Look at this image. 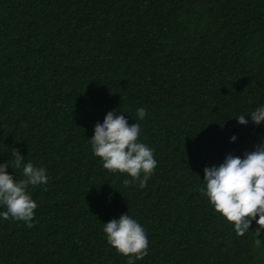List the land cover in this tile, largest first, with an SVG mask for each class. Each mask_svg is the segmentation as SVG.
<instances>
[{"label":"trees","instance_id":"trees-1","mask_svg":"<svg viewBox=\"0 0 264 264\" xmlns=\"http://www.w3.org/2000/svg\"><path fill=\"white\" fill-rule=\"evenodd\" d=\"M261 106L264 0H0V164L16 148L49 178L34 227L0 217V264H127L103 232L123 214L147 233L136 264H264L255 221L237 236L200 192L205 167L264 142ZM109 111L154 150L143 189L91 150Z\"/></svg>","mask_w":264,"mask_h":264},{"label":"clouds","instance_id":"clouds-1","mask_svg":"<svg viewBox=\"0 0 264 264\" xmlns=\"http://www.w3.org/2000/svg\"><path fill=\"white\" fill-rule=\"evenodd\" d=\"M250 113L254 125L264 122V106ZM248 114L236 117L238 123L247 125L249 121L245 117ZM147 115L145 107L136 110V116L141 121ZM140 133L139 123L129 125L124 115L109 111L103 123L95 125L94 134L89 139L91 150L101 159L104 169L130 177L123 179L124 187L138 184L143 189L157 166L154 150L140 142ZM235 140L236 136H232L231 141ZM10 151L12 159L0 164V207L5 209L0 212V217L22 221L32 228L38 205L29 189L48 183L47 170L34 166L31 161L25 163L18 149L12 148ZM9 167L22 170L23 178L17 180L9 174ZM202 180L205 187L200 189L201 194L208 199L215 213L233 225L237 236L249 232L255 221L254 247H261L260 237L264 232V142L257 145L254 151L245 152L243 158L229 154L219 166L205 167ZM43 190L47 191V188ZM103 232L107 243L117 253L128 257L127 264H136L137 260H143L148 254L147 233L128 214L103 223Z\"/></svg>","mask_w":264,"mask_h":264}]
</instances>
